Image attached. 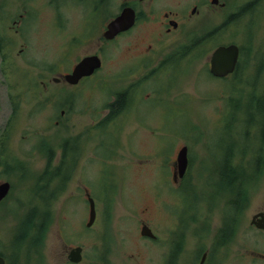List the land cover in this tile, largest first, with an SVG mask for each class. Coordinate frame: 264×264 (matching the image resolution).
I'll return each instance as SVG.
<instances>
[{
  "label": "rangeland",
  "instance_id": "obj_1",
  "mask_svg": "<svg viewBox=\"0 0 264 264\" xmlns=\"http://www.w3.org/2000/svg\"><path fill=\"white\" fill-rule=\"evenodd\" d=\"M123 1L0 0V183L11 186L0 203V253L9 264H69L68 250L81 246L78 264H198L201 252L210 248L205 264H264V231L251 223L264 213V154L261 166L250 171L247 205L223 246L216 244L217 231L230 206L226 197L209 193L214 164L226 156L223 149L235 153L227 155L230 163L240 161L246 168L255 149L264 147L255 106L264 89L253 85L264 84V8L254 11L253 18H261L251 23L249 16L239 15L243 0H230L231 23L213 37L211 31L225 20L216 9L201 10L214 13V19L184 20L142 70L139 55L154 46L159 31L151 19L159 10H186L189 0H164L152 14L146 0L138 6L143 16L133 33L108 43L83 42L98 20L105 24L119 15ZM13 21L19 29L15 36L9 29ZM220 40L244 51L237 73L225 79L212 78L207 66L212 44ZM201 49L206 53L194 54ZM92 53L102 61L95 77L75 87L52 80ZM144 74L149 77L145 90L128 115L106 117L116 92ZM10 84L26 86L19 103L13 95L17 90L6 89ZM65 142L73 147V165L66 164ZM182 146L188 171L174 183L171 164ZM68 173L65 189L54 197L59 175ZM175 177L182 178L177 172ZM85 193L95 203L90 228ZM192 198L199 211L191 208ZM43 199L53 217L34 250L18 242L16 229L32 206L42 209ZM143 225L154 240L140 235ZM178 226L182 239L174 254Z\"/></svg>",
  "mask_w": 264,
  "mask_h": 264
},
{
  "label": "flooded vegetation",
  "instance_id": "obj_2",
  "mask_svg": "<svg viewBox=\"0 0 264 264\" xmlns=\"http://www.w3.org/2000/svg\"><path fill=\"white\" fill-rule=\"evenodd\" d=\"M127 1V0H126ZM126 1H123V3H121V7L119 8V14H120V11L123 9V8H129L130 10L133 11L134 13V21H133V24L132 26H130L128 29H126L125 31H122L120 33H118L113 39L111 40H105L103 38V34L104 32L106 31V28H107V25L108 23L113 20V19H110L108 22H106L105 24L103 23V20H98V24L96 25H92L91 29H90V32L88 33L87 31V34L86 36H84V39H83V42L85 41H88L90 40L91 38H97L98 41H101V42H113L115 41L116 39H118L119 37H122V36H127L131 33H133L136 29L139 28V22L141 21V17L143 16L142 14V11H140L139 9V5L143 4L146 2V0H128L127 2ZM162 3H164V0H147V9H148V12L149 14H152L153 13V9L155 8H158V6H160ZM97 4H98V0H97ZM187 4L189 5V12H188V7L186 8V10H183L181 11L180 13L177 12H172V11H168V12H164L162 10H159L158 11V16H156L154 19H151L152 21H155L157 22L158 24V32L155 33V36L153 37V43H154V46L152 45H148L147 49L142 51L144 52L143 54L139 55V57L141 58V65H140V68L142 70H145L146 68H148L151 64V59H153V54L155 53H158L160 50H162L163 48V43H164V40H166L165 37H167L169 34L171 33H175V32H179V30L181 29L182 27V23L184 20H187L189 19L191 16H197V19L200 20V18H202L203 20H210V19H214V13H209L208 11H201L203 9H211L212 11H214L215 9L219 11V13L221 14V19H223V26L222 28L220 29L219 25L217 28H214L212 31H211V34L213 36H215L218 32L220 31H223L227 25H229L231 22L230 19H231V8H230V0H192V4H191V1H187ZM263 7L264 8V0H243L242 3H240L239 5V15L244 18H246L247 16H249V18L251 19V23L257 21L259 18L261 17H264V14L261 15V17H257V18H253L254 16V11L256 9H258V7ZM206 12V13H204ZM264 13V12H262ZM238 15V16H239ZM116 17L118 16L115 15ZM114 16V17H115ZM19 18H21V15H19ZM198 20V21H199ZM150 21V17H148L147 20L143 21V22H148ZM197 21V20H196ZM201 21V20H200ZM214 21V20H213ZM212 21V23H213ZM16 21H13V26H10L9 29L11 32H13V36H15L14 33H17L19 32V29L16 28ZM22 25V24H21ZM20 26V25H19ZM14 27V28H13ZM84 29L83 25H80V27L78 28V31L79 34L82 33V30ZM200 32V30L196 31V32H193V33H190L188 34V36H192V38L198 34ZM158 33H160L162 36L158 37ZM180 34V33H179ZM78 36V33L76 34ZM74 34V36H76ZM72 38V40H76L75 38ZM99 36V37H98ZM144 39V37H141ZM146 39V38H145ZM71 40V41H72ZM213 40V39H212ZM207 41L204 40L202 41L201 43V46ZM193 43V42H192ZM214 48L210 51L208 57H207V66H208V73L210 74V76L212 78H215V79H225V78H228L234 74L237 73L238 71V68H239V65L241 64V61H242V54L244 53L243 51V46L241 45V47L234 43V42H229V41H223V40H220L219 42H214L212 45ZM230 44H235L238 48V56H237V62L235 64V67H234V70L223 76V77H215L213 74H211L210 72V59H211V55L212 53L214 52V50L220 46H228ZM98 50V48H97ZM194 54H197V53H200V55L206 53V50L205 49H201V50H194ZM193 54V53H192ZM88 56H96L98 57V54L96 53H92V54H88V55H84L82 56L81 58H78V59H75L74 62H72L71 66L69 67V70L68 71H62V73H58L57 74V77H53L52 79L54 78H59V83H64L66 84L63 79H62V76L71 72L74 68V66L84 57H88ZM189 56V55H188ZM187 56V57H188ZM179 58V57H178ZM177 58V59H178ZM101 61V60H100ZM151 61V62H150ZM101 66H102V61H101ZM98 73V69L94 70V72L88 76V77H84V78H81L77 84L71 86V85H68L66 84L67 86L69 87H75V86H79L81 83L87 81L89 78H93L96 76V74ZM208 74V75H209ZM149 79L148 75L144 74L142 75L141 77L138 78V81H134L130 86L129 88H124L120 91H117L116 92V96L114 98V100L108 105V108H107V113H106V117H112V118H120L122 116H126L128 114H126L127 112L129 113L130 112V108L132 107V105L134 106L135 102L138 100L139 98V95L141 94V91L142 90H145L143 84ZM56 84H59L58 82H55ZM43 87H45L44 83L41 84ZM253 85L255 86H261L262 89H264V84L262 83H259L258 81V84L257 83H254ZM7 90H11V89H15L17 90L16 94H13L14 95V98L19 100L18 103L24 99V95L26 94L25 90H26V86L22 85V84H19L18 86L14 87L12 86L11 84L8 85L6 87ZM132 89V90H131ZM131 91H133L131 93ZM123 96V102L121 105L119 106H115V103L117 102V98L119 96ZM264 96V95H262ZM63 113V111H61V114ZM114 119V120H115ZM75 144V143H73ZM241 150V149H240ZM68 153H67V156H66V159H67V163L65 161V155L66 153H62L61 154V161L60 163L62 162V164L66 163V164H70V165H73L71 163L72 161V156L71 154L73 153V149H67ZM231 149H223V151L221 152V154H224L226 152H230ZM240 152V151H239ZM243 152V151H242ZM244 153V152H243ZM230 154H235L233 152H230ZM242 154V153H241ZM241 162L239 161L238 164L237 163H231L232 165H235V166H238L240 167L242 170H245V167H243L241 164ZM220 164L221 162H216V164H214V168L215 170L213 171V176L216 177V170L218 169V167H220ZM230 164V162H229ZM75 165V164H74ZM172 166V169L174 170L175 169V166H176V163H172L171 164ZM188 166H189V161H188V164H187V167H186V170L184 172V176L182 178H178V177H175L174 176V173L175 171H173V182L174 183H180V181H183L185 178H186V174H187V171H188ZM67 170H71L69 168H67ZM70 173V172H69ZM69 173L68 174H60L59 177H58V180L59 181H65L69 179ZM58 176V174H57ZM62 176V178H61ZM217 177L216 178H213L211 180H209V187L211 188V192L209 191V193L213 194L214 196H218V197H221V196H224L226 197L225 198V203H226V208H228L230 205H229V200H230V194H225L223 192H221L220 188L216 186L217 184ZM208 187V188H209ZM86 195V193H85ZM195 201H196V205L195 204ZM195 206V208H194ZM244 205V198L240 201V203H238V206L235 207V209H226V210H223V216H224V219L222 220V225L221 227L218 229V235H217V238H216V244L218 246H223L226 242H228L229 240V237L234 233V228L236 226V224L238 223V221L240 220L239 216L240 215V211H241V208H243ZM191 208L193 209H196L197 211L198 210V204H197V199H193L192 198V204H191ZM261 211H259L258 213H260ZM264 212V211H262ZM179 218H183L182 215H179L178 216ZM261 218L260 217H256L255 218V222L258 223V221L260 220ZM182 223V220H179L178 222V225ZM181 226V225H180ZM180 226H178V229L175 231L176 235H175V239L173 240V246H174V254H176V252L178 251L179 252V244L181 242V237H182V233L180 231ZM261 231H264V229H261ZM145 238H148L150 240H154L155 239V236H146ZM212 251L210 248H208V250H204L201 252V255H200V258H199V263L198 264H205L206 261L210 258V256L212 257ZM69 252V250H68ZM67 252V254H68ZM261 256V255H259ZM0 257L3 258L4 260V264H9L8 263V260H7V257H5L4 255H2L0 253ZM66 259H67V255H66ZM68 261V260H67ZM69 263V262H68ZM71 264V263H69Z\"/></svg>",
  "mask_w": 264,
  "mask_h": 264
},
{
  "label": "water",
  "instance_id": "obj_3",
  "mask_svg": "<svg viewBox=\"0 0 264 264\" xmlns=\"http://www.w3.org/2000/svg\"><path fill=\"white\" fill-rule=\"evenodd\" d=\"M134 21V13L129 8H125L121 13L111 20L103 34L106 40L113 39L118 33L125 31L130 26H132ZM238 48L235 44H230L228 46H220L214 50L210 59V72L215 77H223L234 70L235 64L237 62ZM101 66V61L96 56H88L81 59L73 68L70 73L62 76L64 82L69 85H75L78 81L83 78L90 76L94 70L99 69ZM54 82H59V78L52 79ZM187 166V147L182 146L176 156V169L179 177H182ZM174 173V176H175ZM10 190V184L7 181L0 183V202L7 196ZM86 200L88 205V220L85 224L86 227H91L93 224L96 211L94 200L90 195L86 194ZM260 217L261 219L258 223L255 222V218ZM251 223L256 225L257 228L264 229V213H258L254 215ZM140 235L142 236H153L150 229L143 225L140 229ZM82 247L75 246L69 249L67 254V259L70 263L78 264L82 260ZM0 264H4V260L0 257Z\"/></svg>",
  "mask_w": 264,
  "mask_h": 264
},
{
  "label": "trees",
  "instance_id": "obj_4",
  "mask_svg": "<svg viewBox=\"0 0 264 264\" xmlns=\"http://www.w3.org/2000/svg\"><path fill=\"white\" fill-rule=\"evenodd\" d=\"M122 102L123 96L121 95L117 98L115 106L121 105ZM255 104L257 117L262 120L259 124H262L260 133L263 137L264 96L260 97ZM259 138L261 141H263V138ZM252 139L254 140L255 138ZM62 144L63 145L61 146H65V149L73 148L68 145V142ZM249 149H252V147ZM263 149L264 147H262L261 149H255L257 153L248 160V165L245 170H242L240 167L232 165L231 163L229 164V157L227 159L226 157L227 155L229 156L230 152H226V156L222 159V161H220V167H218V169L216 170V177L218 180L216 186L220 188L221 192H223L224 195L230 194V209H235V207L238 206V203H240L243 198L244 203L247 202V199L249 198V189L254 179V176L251 175L250 171L256 170L259 165L261 166L262 163L259 164V162H261L260 160L264 154ZM50 154L51 152L49 151L48 158H50ZM58 182V187L53 191L54 197L56 196L55 191H57L56 193L59 194L65 189V181L58 180ZM47 203L48 200L43 199L42 209H40L37 205H35L34 207L32 206V208H29L30 210H28L30 211V213L22 216V218L18 222V226L16 229V238H18L19 243L23 242L25 244H28L30 246V249L35 248L34 250H36L37 248H39V244L44 240L45 232L52 220L53 213L51 210H49V206H47Z\"/></svg>",
  "mask_w": 264,
  "mask_h": 264
}]
</instances>
